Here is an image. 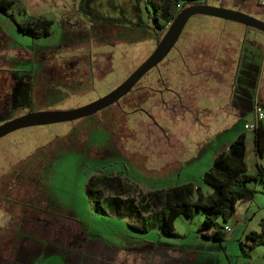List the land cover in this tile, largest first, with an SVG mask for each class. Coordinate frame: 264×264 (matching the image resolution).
<instances>
[{
	"label": "rangeland",
	"instance_id": "374dc122",
	"mask_svg": "<svg viewBox=\"0 0 264 264\" xmlns=\"http://www.w3.org/2000/svg\"><path fill=\"white\" fill-rule=\"evenodd\" d=\"M18 1L25 15L16 6L7 13L0 11V75L6 73L1 79L11 81L7 94L5 85L0 84V122L28 110L79 106L103 95L119 84L155 44L147 28L127 23L138 22V17L134 19L132 14L135 11L141 25H149L145 11L150 12L151 6L145 2L144 8V0ZM245 2L250 4L253 0ZM220 4L233 9L244 7L237 0H221ZM259 10L250 11L264 18V8ZM26 15L49 18L52 23L48 34L34 38L20 32L17 22ZM244 31L235 22L194 15L187 20L176 41L178 51L173 50L172 59L167 58L160 64L159 71L166 82L163 86L173 89L186 103L194 102L195 109L200 110V115L193 110V117L199 118L196 123H192V116L184 120L179 117L182 112L178 100L169 106H160L159 96L145 91L140 96L145 95L146 100L139 104L136 103L139 96L131 92L121 101L128 113L111 106L70 122L20 128L0 137V233L9 239L10 234L6 236L7 232L2 229L13 230L18 264H122V258H110L113 249H131L137 255L139 249L147 248L146 243L153 249L161 247L170 251L162 252L158 260L151 259V253L139 259L131 256L125 264L264 262V245L255 247L247 257L242 249L249 251L248 246L239 243L244 241L243 232L260 228V219L264 216L262 194L246 200L247 211L242 202H237L235 214L239 216L225 223L219 220L222 225H228L229 231L218 241L198 232L202 211L190 217H177L176 236H165L158 230V215L151 218L150 230L137 232L126 225V217L106 209L96 211L84 191L89 176L106 174L116 176L140 193L190 182L199 187L207 200L213 189L203 181L204 172L215 152L229 144L243 121L252 114L248 112L229 120L225 113L223 119L217 108L222 116L219 112H215L213 119L202 116L213 114L211 109L206 110L204 103L211 108L215 101L220 104L214 98L216 90L226 99L232 68L223 73L220 67L214 66L226 82L218 80L215 84L212 80L208 82L210 86L201 88L196 82L201 79V83L202 76L196 73L194 65L189 71L195 74L190 75L177 59L178 52L190 62L189 51L199 49L200 44L215 45L220 40L221 44L230 45L234 58L236 53L232 48L237 49L238 38ZM247 35L256 36L263 46L257 87L264 108V36L252 28H248ZM205 62L199 61L206 67ZM155 77L156 69H152L142 81L150 85ZM206 77L212 79V76ZM207 87L210 96L205 92ZM163 96L172 99L170 93ZM139 105L148 110L151 118L132 111ZM170 106L175 109L174 113ZM224 109L227 112L228 107ZM159 128L167 133L168 140ZM249 133L247 130L246 134ZM249 185L260 190L264 182L258 180ZM66 218L79 222L94 241L77 250L73 248V241H68L69 237L62 239V231L68 225ZM96 239L108 245V249L98 246Z\"/></svg>",
	"mask_w": 264,
	"mask_h": 264
},
{
	"label": "trees",
	"instance_id": "16d2710c",
	"mask_svg": "<svg viewBox=\"0 0 264 264\" xmlns=\"http://www.w3.org/2000/svg\"><path fill=\"white\" fill-rule=\"evenodd\" d=\"M145 2L149 3L151 6V11H146L150 22L149 25H141V22L132 23L131 25L147 28L154 37L163 33L165 26L177 13L179 10L177 4L182 8L192 3H205L204 0H144V5ZM241 4L244 6L242 9H249V11L257 6L254 0L252 3L250 2V4H244V1ZM13 6H16L19 13L25 15V10L18 0H0V11L3 13H7ZM51 23L52 21L43 15H26L23 20L17 22V28L23 34L37 38L48 34ZM6 75L7 74L4 73L5 77ZM2 76L0 75V80L4 82L0 81V84L3 83V85H5L6 89L4 93L6 91L7 94V90H9L11 86V81L1 79ZM140 89L141 88L138 87L134 89L136 96H140ZM252 133L253 147L256 156L254 173H247L244 160L245 135L243 132H239L229 142L225 149L214 156L211 165L203 174V181L213 189V193L208 196L207 200H204L203 196L197 193V186L187 182L165 189H154L142 193L146 198L145 210L155 208V210L151 212V216L141 215V212H137V215H132L133 209H129L126 214H122L118 209L122 201L115 200V197L109 199L111 209L107 204H104L105 208L107 207L109 213L113 212L119 217H126V219H128L127 226L137 232H146L150 230L153 226V224L150 223L151 218L158 215L159 219L156 227L165 236H176L174 220L177 216L183 215L185 217H190L194 212L202 211L203 219L198 228V232L205 238L218 241L222 240L225 233L222 229L224 224L222 225L219 220L225 223L233 216L235 205L239 199L252 198L254 189L249 186V183H254L257 180L264 182V168L258 162L264 155V126L262 121H256ZM120 182L121 181L116 176L106 174L91 175L88 177L84 184V191L87 194L88 200L94 205L96 211L101 209L105 211L99 204V196L103 195V191L96 190V187L110 188V191H115L116 189L114 187H120ZM195 193L196 196H194ZM65 221L68 224L66 226V231L64 228L62 234L61 231L59 233L62 239H65L66 236V239L69 237L68 241H70V239L73 241V248L81 250L85 245H88L89 241H94V239L92 240L87 236L79 222L71 218H66ZM259 225V231L250 230L244 233V241L239 242L241 246L246 245L247 241L249 242V244H247L248 248L264 244V217L260 219ZM62 228L63 227L59 229L62 230ZM95 242L98 243V246L108 249V245L101 240L96 239ZM146 246L147 248L143 249L144 251L139 249L137 255H135L131 249H126L125 251L123 250L122 254L110 255V258H122V264H125L127 259H131V256L139 259V257H143V255L149 256L151 253V259L155 258L154 260H158L162 252L170 251L161 247L153 249L148 243H146ZM242 251H244V249H242ZM175 255L177 254L175 253Z\"/></svg>",
	"mask_w": 264,
	"mask_h": 264
},
{
	"label": "flooded vegetation",
	"instance_id": "af4514ba",
	"mask_svg": "<svg viewBox=\"0 0 264 264\" xmlns=\"http://www.w3.org/2000/svg\"><path fill=\"white\" fill-rule=\"evenodd\" d=\"M205 3H207V2H205ZM218 5L223 6L220 3ZM258 6L259 5L255 6V8L257 7L258 9H260L259 11L263 10L260 6L259 7ZM234 7L237 10H240V11L243 10L242 12L245 11V13H247V14H250L254 17H257L259 19L264 20V18H262L261 16L258 17L257 13L253 14V12L249 11V9L244 10L238 6H234ZM262 13L263 12H261L260 15ZM243 27H244L245 31L238 38L239 45H238L237 49L232 48L233 49L232 51H234L236 53V57H234V58H232V55L230 53L231 51L229 50L230 45L228 46V44L225 41H224L225 43L221 44L220 40L215 45L211 44L208 41L209 44H207V43L206 44H200V45H198L199 49L189 51V53H190L189 57H191L190 62H189V60L186 61L187 58L184 57L183 55H181L180 51L178 52V58L177 59L181 62V64H183V66L190 73V75L195 74V73H192L189 71L190 66L194 65L196 67V73H198L199 76H202L203 81L200 83L201 79H199V82H196L197 86H199L201 88H204L206 86H210L211 84H209L208 82L209 81L212 82V80L215 81L214 82L215 84L218 83V80L220 81L219 83L224 82V81L226 82L225 77L223 78L222 73L220 74V72H218L217 68L213 69L214 66L220 67L221 70L223 71V73H226L227 70L230 71V69L232 68V73L227 80V82H229L227 85V95H226L227 100L224 98L225 96L221 95L219 90H216V92L214 93V96H215L214 98H215V100H219L220 104H217L215 101L213 103L214 106H212V108H213L212 109L211 107L206 106V103H204L205 105H203V106H205L206 110L211 109L213 112L212 116H209V113H203L202 112L203 113L202 116L206 117V119L215 118L214 117L215 112H219L217 110V108H219V110H221L222 115H223L222 118L223 119L226 118V116H225V113H226V115L229 117V118L227 117L229 120L236 119L239 116H242L248 112H251V114H252V104L254 102H257L263 108V105L261 104V97L259 96L258 87H257L258 86L257 85V76H258V72L260 71L259 68L256 71H252V70L250 71V70L245 69L247 73L243 76L240 75V71H239V69L241 68V56H242L243 48L249 47V48L255 49V48L261 47L263 49V46L258 41V39H256V36L248 37V35H247L248 28H251V27H246V26H243ZM261 34H262V36H264L263 33H261ZM160 36L161 35H156L154 37V43H155V38H157V37L159 38ZM180 36L181 35H179V37H178L179 39H180ZM177 42L174 43L173 47L169 50V52L166 54V56L160 62H158L156 64V66L152 67L144 75L141 76V78L133 85V87L131 88V90L128 93H126L125 95L120 97L116 103H113V104L107 106L106 108H103V110L108 109L111 106H116V107L120 108V110L123 111L124 113H128L129 111H127L126 109H124L122 107L121 101H123L125 96L130 95L131 92L135 93L134 89L136 87H138V88H141L139 91L140 94L141 93L143 94L146 91V89L150 94H157L159 96L160 106H169V105L173 104L172 103L173 100L174 101L178 100L180 102L179 108H180V111L182 112L179 117L184 120L185 118L189 119L192 116V119H191L192 123H196V120L198 117L197 116L193 117V113H194L193 110H195V113H197L198 115H200L199 114L200 110L195 109L196 106H195L194 102H192V103L187 102L186 103L180 95L176 94V92L173 89H171L165 85L163 86V84H165L166 82L163 80L161 72L159 71V66L162 62H164L167 58L172 59L171 52L176 49L175 47H176ZM200 60L206 61L204 64L207 66L205 67L202 65V63H199ZM262 63H263V61H262ZM250 65L253 66L252 63ZM222 66L224 69H222ZM76 69H78L77 66H76ZM90 69H93V68H90ZM152 69H156V77L154 79H152V82L150 85L144 84L142 79L147 77L148 73ZM218 74H220V75H218ZM207 75L212 76V79H209L210 77L209 78L206 77ZM218 76H219V78H216ZM241 78H242V80H241ZM214 87H216L214 89H219V88H217V86H214ZM208 89L209 88L207 87L205 92L207 95L210 96V94L207 93ZM163 93H170L172 99L169 97H164ZM211 97H209L207 99L211 100ZM138 98H139V100H138ZM145 100H146L145 95H141V96L136 98V101H137L136 103L141 104V103H144ZM128 101L129 100H127L126 103H128ZM130 101H131V99H130ZM225 106L228 107L227 112H225V109H224ZM169 109L174 113L175 109L173 108V106H170ZM263 110H264V108H263ZM132 111L139 112L141 115L151 118V115L148 112V110H146L141 105H139L138 107H135ZM185 113H188V114H185ZM219 115L222 116L220 114V112H219ZM220 116H218L216 118H219ZM153 123H154V125L156 124L155 122H153ZM206 127H209L208 123L206 124ZM159 130H161V135L163 137H165L166 140H168V138L166 136L167 133L164 130H162L161 128H159ZM2 230H3V232H7L6 236L8 235V233L10 235L8 236L9 239H6L4 237V235H1V233H0V264H18L16 261L17 256L14 254L15 245H14V242L12 240L13 230L10 227H5ZM2 230H1V232H2ZM15 253H17V252H15Z\"/></svg>",
	"mask_w": 264,
	"mask_h": 264
},
{
	"label": "water",
	"instance_id": "95a60500",
	"mask_svg": "<svg viewBox=\"0 0 264 264\" xmlns=\"http://www.w3.org/2000/svg\"><path fill=\"white\" fill-rule=\"evenodd\" d=\"M194 15H204L251 27L264 34V20L237 9L209 3H192L180 8L161 36L155 38L151 52L115 87L85 104L67 108L28 110L20 115L0 122V137L20 128L70 122L96 113L128 93L133 85L149 69L156 66L178 39L187 20ZM126 22V21H125ZM132 24L131 22H127ZM138 25V24H136Z\"/></svg>",
	"mask_w": 264,
	"mask_h": 264
},
{
	"label": "crops",
	"instance_id": "0c3cea01",
	"mask_svg": "<svg viewBox=\"0 0 264 264\" xmlns=\"http://www.w3.org/2000/svg\"><path fill=\"white\" fill-rule=\"evenodd\" d=\"M213 1H216L217 3H221V0H213ZM237 1L239 3H243V1H244V4L247 3V2H245L246 0H237ZM143 6H144V8L146 7L144 5V1H143ZM261 8L263 9L264 7H261ZM133 12L134 13H132V14H133L134 19H136V17H138V22H139L140 21L139 16H137L135 14V11H133ZM146 16H147V12L145 11V18H146ZM261 57H263L262 48L261 47L255 48V49L249 48V47H244L243 48V52H242V56H241V68L239 69L240 75L241 76L245 75L247 73L246 70L256 71L259 68V64L261 62ZM251 63L253 64V66L250 65ZM241 80H242V78H241ZM252 120H253V117L251 115L250 118L245 119L243 121V124L246 123V122H250ZM262 123H263V121H262ZM246 131L247 130H244L243 129V125H242V128L240 129L239 132H243L244 135H245V159L244 160H245V163H246V169H247V173L253 174L254 171H255L254 165H255V162H256V156H255V151H254V147H253V133H252V131H250V133L247 135ZM226 147L227 146H225L223 149H225ZM223 149H220L217 152H215L214 156L218 152L223 150ZM258 162L264 168V155H263V157L260 160H258ZM256 182H258V180ZM251 187L254 189V194H253L251 199H253V197H255L257 194L264 195V187H262L260 190L255 189V187L253 185ZM114 188L116 189L115 191H110V188H104V187H100V186L96 187V190H101V191L104 192L103 195L99 196V204L101 205V207H103V209H106L108 211L107 207L105 208L104 201L107 202V206L110 208L109 199L112 198V197H115V200L122 201V204L118 208L122 214H126L129 209H133V212L131 213L132 215H137V212H141V215L151 216V212L153 210H155V208H151L150 210H145V208H144L145 205H146L145 204V200H146L145 196H143L142 193L136 191L135 189H131L129 185L124 184L123 182H120V187H114ZM197 193L201 195V193L199 192V187L197 188ZM194 196H196V193H195ZM246 200L249 201V199H239L237 201V202H242L241 204L244 205L243 209L245 211H247L248 207H249V204H248V202ZM235 211H236V208H235ZM235 216H239V215H236L235 212H234V214H233V216L231 218H234ZM177 217H179V216H177ZM129 219L131 220V218H129ZM127 221H128V219L125 220L126 225H127ZM259 230H260V228H259ZM259 230H252V231H259ZM248 231H250V230H247V231L243 232V235H244V233H246ZM247 244H249L248 241L246 242V245ZM259 245H264V244H259ZM257 246L258 245L253 246V247H249L248 248L249 251L244 250L243 251L244 254L247 257H249L250 256L249 252L254 250V248L257 247ZM123 250L125 251L126 249L125 248L124 249H120V250L113 249V251L110 252L109 256L110 255L111 256L112 255H116V254H122ZM247 261H250L253 264H264V262H253L251 260H247Z\"/></svg>",
	"mask_w": 264,
	"mask_h": 264
},
{
	"label": "built area",
	"instance_id": "2783aa9c",
	"mask_svg": "<svg viewBox=\"0 0 264 264\" xmlns=\"http://www.w3.org/2000/svg\"><path fill=\"white\" fill-rule=\"evenodd\" d=\"M254 2L259 5L260 7H264V0H254ZM177 8L180 9V5L177 4ZM169 24V23H168ZM168 24L165 26V28H167ZM252 116H253V120L250 122H246L243 124V129L244 130H250L252 131V129L255 126L256 121H262L264 119V110L262 108V106L260 104H258L257 102H254L252 104ZM224 232L229 231V227L227 224H224L222 227ZM244 264H253L250 261H246Z\"/></svg>",
	"mask_w": 264,
	"mask_h": 264
}]
</instances>
